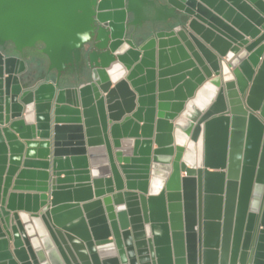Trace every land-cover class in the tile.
I'll use <instances>...</instances> for the list:
<instances>
[{
  "label": "water",
  "instance_id": "1",
  "mask_svg": "<svg viewBox=\"0 0 264 264\" xmlns=\"http://www.w3.org/2000/svg\"><path fill=\"white\" fill-rule=\"evenodd\" d=\"M0 264H264V0H0Z\"/></svg>",
  "mask_w": 264,
  "mask_h": 264
},
{
  "label": "bare ground",
  "instance_id": "2",
  "mask_svg": "<svg viewBox=\"0 0 264 264\" xmlns=\"http://www.w3.org/2000/svg\"><path fill=\"white\" fill-rule=\"evenodd\" d=\"M205 91H206V89L205 88H202L200 91H199V93H198V95H197V98L195 99V103H197L198 105L199 104H201L200 102H201V99L203 98V97H205ZM182 124H183V122H182ZM178 137V141L180 142H182V141H184V136L183 135H179V136H177Z\"/></svg>",
  "mask_w": 264,
  "mask_h": 264
},
{
  "label": "flooded vegetation",
  "instance_id": "3",
  "mask_svg": "<svg viewBox=\"0 0 264 264\" xmlns=\"http://www.w3.org/2000/svg\"><path fill=\"white\" fill-rule=\"evenodd\" d=\"M140 9H141V15H145L146 14V7L144 6V5H142L141 7H140ZM43 75H45L44 73L42 74V75H40L41 77L43 76ZM39 76V77H40Z\"/></svg>",
  "mask_w": 264,
  "mask_h": 264
}]
</instances>
